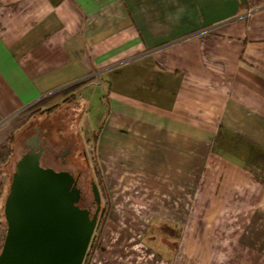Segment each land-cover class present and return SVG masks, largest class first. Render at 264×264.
<instances>
[{"label":"crops","instance_id":"obj_1","mask_svg":"<svg viewBox=\"0 0 264 264\" xmlns=\"http://www.w3.org/2000/svg\"><path fill=\"white\" fill-rule=\"evenodd\" d=\"M80 81L109 196L89 264H264V0H0V144Z\"/></svg>","mask_w":264,"mask_h":264},{"label":"water","instance_id":"obj_2","mask_svg":"<svg viewBox=\"0 0 264 264\" xmlns=\"http://www.w3.org/2000/svg\"><path fill=\"white\" fill-rule=\"evenodd\" d=\"M35 133L14 163L3 201L6 232L0 264H82L100 210L91 181L94 211L80 206L81 191L67 170L40 163Z\"/></svg>","mask_w":264,"mask_h":264},{"label":"rangeland","instance_id":"obj_3","mask_svg":"<svg viewBox=\"0 0 264 264\" xmlns=\"http://www.w3.org/2000/svg\"><path fill=\"white\" fill-rule=\"evenodd\" d=\"M44 107L41 106V108ZM80 111L81 109L75 107L71 102L62 103L51 113H40L38 107L28 111V113L32 112V116L25 128L15 135L14 154L12 161H10L7 167L9 173L6 178L8 181H10L11 173L14 170L15 161L22 155L21 148L24 147L23 139L30 135L32 130L37 128L39 133L44 135L41 141V145L44 147L43 156L40 158L41 165L49 166L56 170L69 171L75 177L76 185L80 189L81 195L84 196L83 201L87 205H91L93 202L91 181L95 182V178L93 177L91 147L87 138L91 140L92 131L87 133L86 121L84 119L78 122V115L81 114ZM66 150L68 152L62 156L63 160L60 159L59 156ZM6 186L5 190L7 192L8 185ZM93 209L94 205L92 206V211ZM164 230H166L164 226H159L158 231H155V233H161ZM155 240V244H160L158 239Z\"/></svg>","mask_w":264,"mask_h":264},{"label":"trees","instance_id":"obj_4","mask_svg":"<svg viewBox=\"0 0 264 264\" xmlns=\"http://www.w3.org/2000/svg\"><path fill=\"white\" fill-rule=\"evenodd\" d=\"M84 81L77 82L73 85H70L63 90L58 91L57 93H52L43 97L42 99L38 100L31 106L26 109V112L35 109L38 107L40 113H51L56 108L59 107L60 103L62 102H73L76 100L74 93H65L67 90L75 89L76 87L83 84ZM53 102V103H52ZM41 106H45L41 108ZM97 132H94L92 135L91 140L88 141L91 147V159L93 165V177L95 178V183L98 187L100 198H101V212L99 214V218L97 220L95 229L93 231L92 237L90 239L86 254L84 256L82 264H89L90 259L92 257L94 248L97 244L99 239L101 227L103 224V220L107 217L108 207H109V198L106 191V187L103 181V175L101 173L100 167L98 165V161L95 155V142H96ZM91 141V142H90ZM14 143H15V136H11L7 141L0 144V174L2 173H9L8 172V164L12 161L13 154H14ZM3 183L0 184V199L3 198V191H4ZM6 232V222L3 216V213L0 214V248L3 244L4 236Z\"/></svg>","mask_w":264,"mask_h":264},{"label":"flooded vegetation","instance_id":"obj_5","mask_svg":"<svg viewBox=\"0 0 264 264\" xmlns=\"http://www.w3.org/2000/svg\"><path fill=\"white\" fill-rule=\"evenodd\" d=\"M34 133H35V129L32 130V133H30V135H28L27 137H25V138L23 139L24 147L21 148L22 154L31 148V146L27 144V140H28V139H29ZM43 138H44V135H41V134L39 133V130H37L36 142H37V145H38V146H41V147H42L40 158L43 156V149H44V147L41 145V141H42ZM67 152H68V150H66L62 155H60V156H59L60 159L63 160V157H62V156L65 155V153H67ZM77 184H78V180H77ZM83 199H84V196L81 195V199L79 200V204H80V206H83V207L87 208V209L90 211V213H92V212L94 211V209H93V211H92V206L94 205L93 202H92L91 205H87L86 202L83 201ZM101 210H102V208H101V203H100V210H99V212H98V218H99V214H100ZM98 218H97V220H98ZM96 223H97V222H96Z\"/></svg>","mask_w":264,"mask_h":264}]
</instances>
